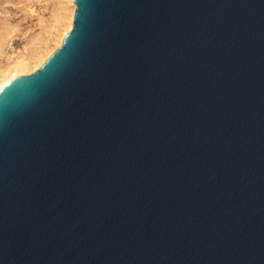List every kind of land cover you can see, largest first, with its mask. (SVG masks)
Returning a JSON list of instances; mask_svg holds the SVG:
<instances>
[{"label": "water", "instance_id": "obj_1", "mask_svg": "<svg viewBox=\"0 0 264 264\" xmlns=\"http://www.w3.org/2000/svg\"><path fill=\"white\" fill-rule=\"evenodd\" d=\"M0 89V264H264V0H74Z\"/></svg>", "mask_w": 264, "mask_h": 264}, {"label": "rangeland", "instance_id": "obj_2", "mask_svg": "<svg viewBox=\"0 0 264 264\" xmlns=\"http://www.w3.org/2000/svg\"><path fill=\"white\" fill-rule=\"evenodd\" d=\"M60 12L61 0H0V65L43 45Z\"/></svg>", "mask_w": 264, "mask_h": 264}, {"label": "bare ground", "instance_id": "obj_3", "mask_svg": "<svg viewBox=\"0 0 264 264\" xmlns=\"http://www.w3.org/2000/svg\"><path fill=\"white\" fill-rule=\"evenodd\" d=\"M76 12L74 0H61V12L55 20L54 33L38 47L27 50L24 54L9 57L0 65V89L15 76L31 74L39 69L45 61L62 45L64 37L73 28Z\"/></svg>", "mask_w": 264, "mask_h": 264}]
</instances>
